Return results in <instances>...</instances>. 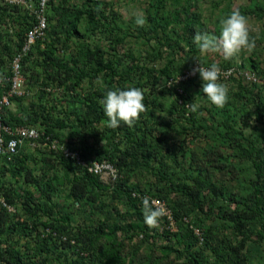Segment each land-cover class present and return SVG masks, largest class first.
Returning a JSON list of instances; mask_svg holds the SVG:
<instances>
[{
  "label": "trees",
  "instance_id": "obj_1",
  "mask_svg": "<svg viewBox=\"0 0 264 264\" xmlns=\"http://www.w3.org/2000/svg\"><path fill=\"white\" fill-rule=\"evenodd\" d=\"M24 1L25 5H18L0 0V107L13 88V63L18 56L29 92L11 98L19 111L2 109L4 125L37 128L42 134L39 144L48 146L46 138L58 140L65 148L80 152L87 163H110L118 177L105 183L49 146L52 156L46 166L47 173L53 171L51 183L28 164L23 154L27 143L12 161L0 156V199L6 203L0 200V264L258 261L264 254V85L246 88L235 76L220 78L224 83L238 81L240 90L228 91L223 108L206 97L208 108L197 111H208L209 120H198L197 112L184 105L196 104L191 88L195 83L202 88L199 73L187 81L177 80L197 61L210 66L200 60L203 54L193 41L197 30L218 36L220 20L234 8L247 19H264V0L238 6L236 0H148L144 2L147 22L143 27L135 23L136 41L129 49V34L117 33L122 30L118 15L104 23L99 1L76 6L61 0L56 6L50 0L46 37L25 54L26 37L37 23L35 11L41 0ZM201 5H209L216 21L203 18L198 12ZM97 31L106 33L99 44ZM259 39L262 45L251 58L239 65L233 58L224 59L218 64L220 69L264 75L260 60L264 36ZM178 60L184 65L180 73L176 72ZM161 62H165L163 67H159ZM162 79L167 81L164 88ZM86 81L90 87H85L82 96L78 89ZM51 86L63 93L50 101ZM130 87L143 90L147 111L132 127L121 122L118 128H109L100 100L108 90ZM32 92H38L37 105ZM167 95L173 98L170 109L164 102ZM28 99L30 107L25 106ZM154 109L174 110V117L159 122ZM159 126H165V133L183 137L185 145L179 152L170 146L168 134L153 132ZM67 129L72 130L68 135ZM189 132H195L205 146L193 148ZM147 174L156 178L146 182ZM11 178L20 185L12 184ZM133 179L138 181L133 183ZM28 186L37 187L39 199ZM63 192L69 201L61 206L55 199ZM109 192L111 201L104 202L102 197ZM145 198L152 210H156L151 204L154 198L167 203L176 229L162 214L155 226H149L143 211ZM115 202L126 206L125 213L113 206ZM80 208L94 209V213L91 223L75 227L71 211ZM194 228L204 232L203 244L199 245Z\"/></svg>",
  "mask_w": 264,
  "mask_h": 264
},
{
  "label": "rangeland",
  "instance_id": "obj_2",
  "mask_svg": "<svg viewBox=\"0 0 264 264\" xmlns=\"http://www.w3.org/2000/svg\"><path fill=\"white\" fill-rule=\"evenodd\" d=\"M60 1L61 0H54V2L56 3V6H58V3ZM97 1H99V3H100V10H101L100 18L102 19V21L104 23L111 21L113 18V14L118 15V17H119L118 23L122 27V30L118 31L117 33H118V35H121V34L124 35L126 33L129 34L126 37L127 41H128L127 47L129 49L134 44V42L136 41V39L134 38L136 35V32L134 31L135 17L132 15V13L135 11H142L145 15L144 2H147L148 0H97ZM68 3L70 5L84 6V5L88 4V0H68ZM242 3H248V0H236L237 6L242 4ZM208 8H209V5H201V8L198 12H200V14L203 16L204 19L216 21L217 16L214 13H212ZM235 10H236V8H234V11ZM218 14L219 13H217V15ZM247 20H248L250 37L255 39V45L256 46L254 49H259L262 45L259 38L264 36V19L259 20L257 18H249ZM95 34H97L98 36L100 35V37H101L100 39H97V41H96L98 44L102 41L103 36L106 35V33H103L100 31L95 32ZM104 44L108 45V42L105 41ZM42 46H44V43L40 44V47H42ZM127 47H126L125 51L127 50ZM137 47H139L138 49H140V47H142V45L139 44ZM134 48H135V46H134ZM254 49L252 51H247V50L242 51L239 55H237L236 57L233 58L234 64L239 65L242 63V61H246L249 58H251V55H252ZM259 52H261V51H259ZM59 54L63 55L62 53H59ZM64 54L69 55V52L64 53ZM200 60H202L204 63L211 65L213 63L221 64L224 61V58L218 54H203L200 57ZM260 60L262 62L261 67L264 68V53L263 52H262V55L260 56ZM181 63H183V61L178 60V62H177L178 68L176 71L177 73H180L181 72L180 70H182L184 68V65ZM164 64H165V62L159 63V67H163ZM166 83H167L166 79L165 80L162 79V81L160 82L161 88H164L165 87L164 85H166ZM222 83H224V82H222ZM200 84L203 85V82H200ZM224 84L227 86V88L229 89V92H231L232 94H235L240 90V83L238 81H233V82L224 83ZM243 85L246 88H250L251 84L244 82ZM85 87H87V88L90 87L89 81L82 83L81 88L78 89V91L82 94V96H84ZM58 89H59V91L57 90L56 87H52L51 90L53 92H48L46 89V91L50 94V95H48V97L51 98L53 96L55 98L56 95H61L63 93V89H60V88H58ZM198 91H199V94H198ZM191 92L194 95V100L196 102L197 108L203 107V106L205 108H208L209 104H207V102H206L207 101L206 96L203 94L202 88L199 90V88L196 86V83H195V86H192V88H191ZM32 93H34V92H32ZM34 94H36V96H34L35 98L33 100H35V104L37 105L38 103H40V98H38V92H35ZM167 96L168 97H166L164 99V102L166 103L167 108L170 109L171 108L170 104H171V101L173 100V98L169 95H167ZM52 99L53 98H51L50 101ZM45 101H49V100L47 99ZM25 106L30 107V99H28L26 101ZM9 108L11 110H13L14 112L19 111V107L17 108V104L15 102H13V104H11V106ZM154 110H155L156 116L160 118L159 122H164L166 120V123H167L171 120V118L174 117V110L173 111L170 110V111H167L164 113L161 112L160 109H158V110L154 109ZM198 112L199 111H197V116H196V118L198 120H201V119L209 120V118H208L209 112L208 111L207 112H200V113H198ZM71 117H73V116H71ZM221 120L222 119L219 118V122H221ZM240 125H241V121H240ZM155 128L157 129V130L153 131L155 134H156V132H158V135H160L162 133L161 135H163V136L168 134V136L170 138V140H169L170 146L173 149H175L177 152H179V150H180L179 147L185 145V141H183V137H181L179 135L177 136V134H175V133H173V134L165 133V131H166L165 126H159V128H157V127H155ZM249 129H247V130H249ZM70 131H72V130L71 129L65 130L66 135H68ZM155 134H152V135H155ZM188 135L190 136V138H192L194 140V142L192 144L193 148H198V149L200 148L201 149L205 146V141L203 139L198 140L199 137L198 136H197L198 138L195 137L196 136L195 132H189ZM23 154L27 156L28 164L33 165L34 168L36 169V174L40 175L41 172H43V178L46 180V182L51 183L53 171H51L50 173H47V172H49V169L46 166V163L48 162L49 158H51V156H52V153L50 152V149L48 148V146L44 145V144L41 145L39 143H36L34 145L27 143L25 148H24ZM93 155H95V154L93 153ZM92 161H95V159L93 158ZM235 164H237V163H235ZM174 176H175V173H174ZM174 176H173V178H174ZM147 177L148 178L146 179V182H150L152 179L156 178V177L155 178L152 177L149 174H147ZM101 179H102V181H104L105 183H108V184L116 181V177L115 178L111 177L108 174H105L103 177H101ZM133 180H134L133 183H136L138 181L137 179H133ZM11 182L14 185H20V183L16 184L17 181L14 178H11ZM28 187L30 188V191H32L34 193L35 197H37L39 199L40 198L39 190H34L37 187H33V186H28ZM110 193L111 192L104 193V195L102 197V200H104V202H110L111 201ZM56 196L57 197L55 200H57L61 206H62V204H67V202L69 201V199L66 197L67 192L57 194ZM147 198H149V197H147ZM154 200H156V198H154ZM165 204H166L168 210L170 212H172V210L168 207L167 203H165ZM113 206L122 209L123 213H125L126 206H124L122 204H118L117 202H115ZM72 208H73L72 205L69 206L70 210H72ZM85 210H87V211H85ZM93 210L94 209H90V208H87V209L80 208L76 211H71V212H73L72 213V215H73L72 224L75 227H78V226H84L85 223H88V224L91 223V220H89V219L92 217V214L94 213V212L92 213ZM172 214H173V212H172ZM162 216H164V215L162 214ZM195 220L197 221L196 218H194V220L192 219V221H195ZM175 229H176V220H175ZM25 241L26 240H24V239L22 240L23 244H25ZM252 264H264V254L262 257L259 258L258 261L257 260L252 261Z\"/></svg>",
  "mask_w": 264,
  "mask_h": 264
},
{
  "label": "clouds",
  "instance_id": "obj_3",
  "mask_svg": "<svg viewBox=\"0 0 264 264\" xmlns=\"http://www.w3.org/2000/svg\"><path fill=\"white\" fill-rule=\"evenodd\" d=\"M132 15L135 17V23L138 26L143 27L146 24V17L142 11H135ZM193 41L202 54H218L225 60L236 57L244 50L252 51L256 46L255 39L250 37L248 20L239 11H234L228 17L220 20V34L218 36L197 30ZM197 64L198 66L192 69V74L199 73L203 81V94L213 105L223 108L228 102L229 89L224 83L220 82L221 70L219 65L213 63L209 67H204L203 63L199 61H197ZM25 89L27 91L26 86ZM28 94L29 92L27 91ZM100 104L103 106L107 117V126L113 129L118 128L121 122L129 127L134 126L135 122L140 119V115L147 111L144 103V93L139 87H130L126 90L119 88L108 90L105 97L100 100ZM184 106L189 108L191 112H197L198 110L195 103L189 102ZM28 129H36L40 137L36 140H25L21 146L26 143L34 145L42 139L39 129ZM48 146L53 150L49 142ZM143 211L145 213V222L149 226H155L161 211L152 210L147 200L144 202Z\"/></svg>",
  "mask_w": 264,
  "mask_h": 264
},
{
  "label": "built area",
  "instance_id": "obj_4",
  "mask_svg": "<svg viewBox=\"0 0 264 264\" xmlns=\"http://www.w3.org/2000/svg\"><path fill=\"white\" fill-rule=\"evenodd\" d=\"M5 3L9 4H18L25 5L24 0H4ZM50 0H41L39 8L35 11L37 18V23L33 29L27 34L26 44L23 48L24 54L30 51L32 46L36 43L37 40L45 39L46 31L48 29V19L46 16V9ZM21 56H18L13 63V70L15 76L13 77V88L8 95L4 96L1 107H0V156L6 157L8 160H12L15 155L18 153V148L21 146L25 140H36L40 137L39 132L36 129H28L25 127H10L4 125L2 121L3 108H9L11 106V98L15 96H25L27 91L25 89V79L20 74L21 67ZM198 65H195L197 67ZM194 67V68H195ZM205 67V66H204ZM193 69V68H192ZM192 69L185 75L178 78V82L187 81L191 78H195L198 73L195 75L192 74ZM221 76L220 78L224 80H229L232 76L239 78L242 82L255 85H264V75H261L257 72L239 68L231 69H220ZM47 141L51 145L52 149L55 150L58 154H61L66 159H73L77 165L88 168L89 172L103 177L105 174H108L111 177H118L117 170L108 162L98 163L90 162L87 163L85 160H82L80 152L71 151L69 148H65L57 140H52L47 138ZM147 200V198H145ZM3 204L6 206V203L3 199H0ZM152 206L156 210H160L168 220L173 229H175V219L172 212H170L166 204L161 200H151ZM10 210H13L12 207H9ZM195 234L198 237L199 245L203 244L205 241V234L199 228H194Z\"/></svg>",
  "mask_w": 264,
  "mask_h": 264
}]
</instances>
